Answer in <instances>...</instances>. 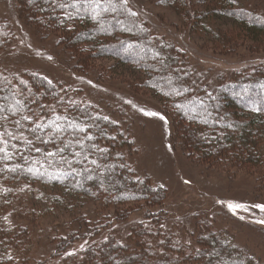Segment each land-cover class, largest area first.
Instances as JSON below:
<instances>
[{
    "label": "trees",
    "instance_id": "obj_1",
    "mask_svg": "<svg viewBox=\"0 0 264 264\" xmlns=\"http://www.w3.org/2000/svg\"><path fill=\"white\" fill-rule=\"evenodd\" d=\"M13 2L17 16L36 34L56 38L57 46L71 56L74 70L87 73L95 70L94 61L112 60L135 72L141 80L131 76L130 87L157 100L159 111L171 119L175 139L189 158L226 173L264 171V64L232 71L217 83L200 86L188 70L186 55L152 35L138 15L106 12L97 21L83 8L77 12L58 6L72 0ZM159 3L175 12L190 32L207 33L223 54H233L246 43V50L264 52V13L252 0ZM216 21L231 24L243 34L242 44L233 42ZM9 27L0 23V56L12 41ZM74 98L69 90L49 84L40 75L8 73L0 68V132L7 130L18 137L7 138L10 159L0 153V264H215L214 257L220 255L225 258L221 264H260L207 227L193 235L198 250L185 246L168 215L152 212L165 200L166 192L135 175L124 154L132 150L133 143L121 126L93 105ZM8 108L19 110L13 113ZM52 121L65 130L58 135L50 128L32 131L37 123ZM72 123L86 131H76ZM50 152L56 155L47 157ZM29 168L40 172L34 174ZM35 186L49 193L34 191ZM76 202L101 204L114 211L113 218L90 224L79 217L63 229V236L49 240L54 244L50 259L32 258L30 227L35 228L37 219L49 211L73 210ZM141 205L145 209H139ZM132 214L141 219L130 225L123 245L118 232L123 228L112 223L123 225ZM10 218L19 223L8 224ZM80 240L85 241L83 246H73Z\"/></svg>",
    "mask_w": 264,
    "mask_h": 264
},
{
    "label": "rangeland",
    "instance_id": "obj_2",
    "mask_svg": "<svg viewBox=\"0 0 264 264\" xmlns=\"http://www.w3.org/2000/svg\"><path fill=\"white\" fill-rule=\"evenodd\" d=\"M252 3L264 13V0H252ZM127 7L137 13L152 35L186 55L188 70L200 86L206 82L217 83L232 71L249 70L264 64V52L246 50L248 43L233 54L221 53L207 33L187 30L179 16L161 5L159 0H129ZM95 20L99 21L100 17ZM0 23H7L12 34L8 50L0 56V68L8 73L29 71L40 75L60 89L69 90L79 103L91 104L117 122L133 143L132 150L124 151V154L135 175L166 192L165 200L152 212L168 215L185 246L198 250L193 244V235L207 227L214 233L223 234L232 244L264 264V223L259 222L264 221V211L253 207L264 205V171L226 173L209 169L189 158L175 139L171 119L159 111L157 100L130 87L131 76L141 80L135 72L112 60L94 61L91 66L95 70L87 73L74 70L71 56L57 46L56 38H43L17 16L13 0H0ZM216 23L222 32L233 38V42L244 41V35L234 31L231 24ZM119 26L123 25L120 23ZM212 26L214 28V23ZM232 32L238 36L234 38ZM145 112L158 115L150 116ZM33 190L49 193L48 189L36 186ZM230 204L232 208H229ZM236 205L243 207L236 208ZM139 209L145 207L141 205ZM113 212L93 202H76L71 211L64 208L47 212L37 219L35 228L30 227L33 245L29 255L39 260L50 259L48 255L54 244L48 242L54 235L65 234L63 229L79 217L90 224H104L113 218ZM128 218L123 225L112 223L113 227L123 228L118 231L123 245L127 243L132 224L141 219L138 214ZM11 223L17 225L19 222L10 218L8 224ZM144 232L142 229L141 234ZM84 244L85 241L80 240L73 246L80 248ZM221 257L215 256L214 263H223L225 258Z\"/></svg>",
    "mask_w": 264,
    "mask_h": 264
},
{
    "label": "snow or ice",
    "instance_id": "obj_3",
    "mask_svg": "<svg viewBox=\"0 0 264 264\" xmlns=\"http://www.w3.org/2000/svg\"><path fill=\"white\" fill-rule=\"evenodd\" d=\"M129 0H119V3L117 4V0H72L71 3L68 2H64V3H60L58 6L61 8H67V7H72L73 9H75L77 12H79V10L81 8H83L85 11H88L90 13H92V18L95 19L97 17H100L103 13L106 12H117L122 10L124 13H127L131 16H136L137 13L132 12L128 7ZM69 18H71V14H69ZM157 55H159V53H157ZM49 59H51V57H49ZM23 83V82H21ZM49 84H51L52 82L49 80L48 81ZM169 83H171V81H169ZM186 91V89H185ZM176 94L179 95L180 92L176 91ZM16 104L19 105L20 101H16ZM177 107H181L180 105H177ZM18 108H8L7 111L10 112H16L18 111ZM143 111V110H142ZM146 115H150V116H157L158 113L155 112H145ZM22 119L24 120H29L30 117L29 116H23ZM60 119L59 117H57V120ZM105 119H107V117H105ZM160 119H165L163 116H160ZM16 123L19 125L20 121H16ZM71 127H73L76 131L78 132H85L86 128L85 127H80L78 125H76L75 123H72L70 125ZM44 128H50L53 129L55 134H59L60 132L64 131L65 129L59 125L56 124L55 121L50 122L49 124H40L37 123L35 125V128L32 129L33 132H35L37 129L39 130H43ZM7 138L10 139H18V137L11 132H8L7 130L0 132V153H3V158L4 159H10L11 155L9 154V152L7 151V147H8V142L9 140ZM55 137L53 136L52 139H54ZM86 139L91 140L92 137L91 136H87ZM25 143L31 144L32 141L30 140H25ZM77 143H80V141H77ZM12 147H15V145H13ZM81 147H83V145H81ZM40 149L37 148L36 151H39ZM61 152H63V148L60 149ZM103 151V150H101ZM56 153H47V157H53L55 156ZM76 156H79L80 153H75ZM85 159H87V157H85ZM69 164L71 163L70 161H67ZM35 163H39V161L35 162ZM92 164H96L95 160L91 161ZM29 172H32L34 174H39L40 170L39 168H29L28 169ZM233 205H229V208H232ZM236 208H240L243 207L241 205H236ZM253 207L260 209L261 211H264V205H253ZM260 223H264V221H259ZM69 255H71V253H69ZM11 258V257H9Z\"/></svg>",
    "mask_w": 264,
    "mask_h": 264
}]
</instances>
